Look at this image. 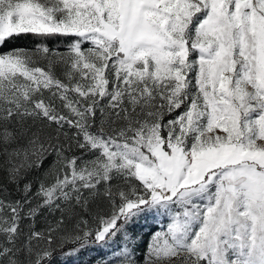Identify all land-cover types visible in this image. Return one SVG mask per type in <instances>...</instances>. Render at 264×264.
I'll use <instances>...</instances> for the list:
<instances>
[{
    "label": "snow or ice",
    "instance_id": "snow-or-ice-1",
    "mask_svg": "<svg viewBox=\"0 0 264 264\" xmlns=\"http://www.w3.org/2000/svg\"><path fill=\"white\" fill-rule=\"evenodd\" d=\"M91 247L264 264V0H0V264Z\"/></svg>",
    "mask_w": 264,
    "mask_h": 264
},
{
    "label": "rangeland",
    "instance_id": "rangeland-1",
    "mask_svg": "<svg viewBox=\"0 0 264 264\" xmlns=\"http://www.w3.org/2000/svg\"><path fill=\"white\" fill-rule=\"evenodd\" d=\"M59 50L64 51L65 49H59ZM140 223L144 225H153V227L145 226L143 228H140L138 226L136 228V232L138 233L137 242L140 243V248L144 249L152 232L158 230L159 223L151 219L148 221H141ZM164 223L166 224V221H164ZM68 247L70 248L71 245L69 244ZM113 248H115V245H113ZM65 259L66 258L64 255L60 256V260L64 261ZM97 259H106V260L113 259L112 249H109L107 247L103 249H97L96 247H91L89 250L82 252L78 256L73 255L70 259L66 261V264H95V260ZM113 264H116V262L113 261Z\"/></svg>",
    "mask_w": 264,
    "mask_h": 264
},
{
    "label": "trees",
    "instance_id": "trees-1",
    "mask_svg": "<svg viewBox=\"0 0 264 264\" xmlns=\"http://www.w3.org/2000/svg\"><path fill=\"white\" fill-rule=\"evenodd\" d=\"M38 43H45L48 47L54 49H66L67 44L69 43L63 39L57 38H48L47 40H42L39 37L33 35L21 36L19 39H15L4 45L5 48L10 47H24V48H34Z\"/></svg>",
    "mask_w": 264,
    "mask_h": 264
}]
</instances>
